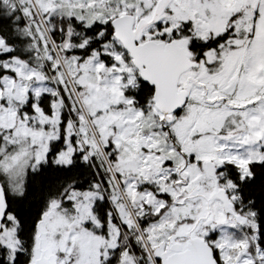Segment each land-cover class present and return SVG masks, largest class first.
<instances>
[{"label": "snow or ice", "instance_id": "snow-or-ice-1", "mask_svg": "<svg viewBox=\"0 0 264 264\" xmlns=\"http://www.w3.org/2000/svg\"><path fill=\"white\" fill-rule=\"evenodd\" d=\"M0 264H264V0H0Z\"/></svg>", "mask_w": 264, "mask_h": 264}]
</instances>
